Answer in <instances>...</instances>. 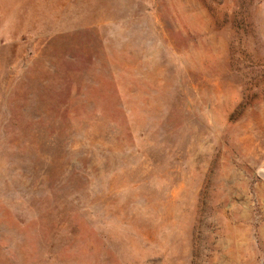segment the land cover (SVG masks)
<instances>
[{
    "label": "rangeland",
    "instance_id": "374dc122",
    "mask_svg": "<svg viewBox=\"0 0 264 264\" xmlns=\"http://www.w3.org/2000/svg\"><path fill=\"white\" fill-rule=\"evenodd\" d=\"M0 264H264V0H0Z\"/></svg>",
    "mask_w": 264,
    "mask_h": 264
}]
</instances>
